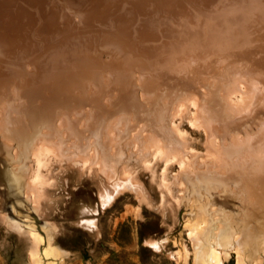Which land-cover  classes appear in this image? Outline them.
Masks as SVG:
<instances>
[{
    "label": "rangeland",
    "instance_id": "1",
    "mask_svg": "<svg viewBox=\"0 0 264 264\" xmlns=\"http://www.w3.org/2000/svg\"><path fill=\"white\" fill-rule=\"evenodd\" d=\"M142 75L124 108L100 81L101 110H58L22 146L0 132V264H264V69Z\"/></svg>",
    "mask_w": 264,
    "mask_h": 264
},
{
    "label": "bare ground",
    "instance_id": "2",
    "mask_svg": "<svg viewBox=\"0 0 264 264\" xmlns=\"http://www.w3.org/2000/svg\"><path fill=\"white\" fill-rule=\"evenodd\" d=\"M244 1L241 11L243 0H0V132L15 134L22 146L27 129L50 128L58 110L65 116L86 105L101 110L94 86L100 81L110 82L124 108L133 68L158 86L217 60L264 69V0ZM233 38L235 50L224 56ZM8 94L16 101L7 102ZM7 153L0 143L4 165Z\"/></svg>",
    "mask_w": 264,
    "mask_h": 264
}]
</instances>
